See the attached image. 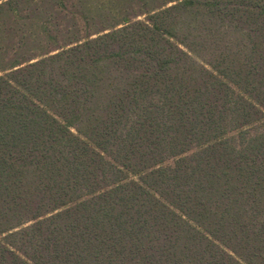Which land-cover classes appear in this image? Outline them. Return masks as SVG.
<instances>
[{"label":"trees","instance_id":"obj_1","mask_svg":"<svg viewBox=\"0 0 264 264\" xmlns=\"http://www.w3.org/2000/svg\"><path fill=\"white\" fill-rule=\"evenodd\" d=\"M0 264H264V0H0Z\"/></svg>","mask_w":264,"mask_h":264},{"label":"rangeland","instance_id":"obj_2","mask_svg":"<svg viewBox=\"0 0 264 264\" xmlns=\"http://www.w3.org/2000/svg\"><path fill=\"white\" fill-rule=\"evenodd\" d=\"M170 163H172V162H170Z\"/></svg>","mask_w":264,"mask_h":264}]
</instances>
